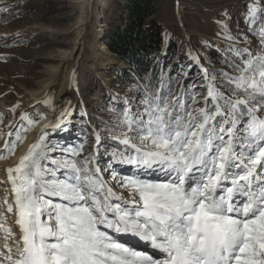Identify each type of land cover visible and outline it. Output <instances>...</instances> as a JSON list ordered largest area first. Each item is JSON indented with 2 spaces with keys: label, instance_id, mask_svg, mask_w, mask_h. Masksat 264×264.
Segmentation results:
<instances>
[{
  "label": "snow or ice",
  "instance_id": "6c2138e0",
  "mask_svg": "<svg viewBox=\"0 0 264 264\" xmlns=\"http://www.w3.org/2000/svg\"><path fill=\"white\" fill-rule=\"evenodd\" d=\"M12 7L0 0V13ZM245 8L246 46L218 21L223 68L189 51L175 77L137 78L92 127L88 154L54 139L71 103L34 102L53 119L0 178V264H264V0ZM193 65L202 84L188 82ZM44 118L24 111L5 125L0 160Z\"/></svg>",
  "mask_w": 264,
  "mask_h": 264
},
{
  "label": "rangeland",
  "instance_id": "374dc122",
  "mask_svg": "<svg viewBox=\"0 0 264 264\" xmlns=\"http://www.w3.org/2000/svg\"><path fill=\"white\" fill-rule=\"evenodd\" d=\"M6 2L14 5L10 13L16 15L0 13V114H3L0 130L4 133L9 131L4 126L17 120L24 111L40 110L45 118L48 117L51 108H45L43 103L35 109L32 106L35 101H42L47 96H51L54 101L57 98L64 76L73 65L72 56L85 31L89 14L87 6L91 4L90 0ZM148 3L149 17L146 22L155 20L160 24L166 44L170 40L177 41V47L172 51L163 49L156 60L159 59L165 66L171 65V62L177 60L178 52L183 46L182 57L172 72L173 77L179 73L181 67L187 70V66L192 63L187 56L189 49L199 55L203 67H224V64H208L203 58L210 49L224 55L219 49L229 43L223 37L218 21L228 24L233 35L238 36L239 46H246L240 35L247 34V25L243 20L246 0H149ZM128 4L127 0H96L90 10L99 14L100 23L106 32L108 18L115 16L117 20L122 16L123 19H128ZM218 33L221 35L218 36ZM248 38L256 43L251 35ZM105 41L104 37L102 42L105 44ZM110 53L118 62H122L116 53ZM126 70H129L127 66L120 69L118 63L108 66L103 75L110 80L109 84L106 86L96 79L90 87L91 90L87 92L90 99L89 109L78 102L75 112L69 118V129L56 133L54 139L61 144L83 142L84 154L91 152L95 143L91 135L92 127L103 129L101 120L109 119L108 110L113 107L114 100L116 104H120L125 97L131 98L134 95L124 79L123 73ZM180 79L183 80V74H180ZM188 82L203 83L199 65H193ZM179 88L180 82L177 81L176 91ZM205 92L206 90H201V96ZM13 106H17L15 113L10 111ZM45 118L32 127L23 144L17 145L13 155L6 160H0V168L19 153L24 143L32 137L34 129ZM105 142L112 143L110 140ZM3 143L4 138L0 137V147Z\"/></svg>",
  "mask_w": 264,
  "mask_h": 264
},
{
  "label": "trees",
  "instance_id": "16d2710c",
  "mask_svg": "<svg viewBox=\"0 0 264 264\" xmlns=\"http://www.w3.org/2000/svg\"><path fill=\"white\" fill-rule=\"evenodd\" d=\"M127 1L129 3L127 5L128 19L125 20L122 16H119L117 20L115 16H112L113 19L108 18L104 37L107 49L116 53L129 69L123 75L132 88V93L135 94L133 84L137 78L146 77L153 70H155L157 79L162 70L168 73L171 68L173 72L182 57L183 46L178 52L177 60L171 62V65L165 66L159 59L156 60L163 49L172 51L177 47V41L170 40L166 44L160 24L155 20L146 22L149 17V0ZM222 56L216 50L210 49L203 58L208 64H223ZM165 80H167V75H165Z\"/></svg>",
  "mask_w": 264,
  "mask_h": 264
},
{
  "label": "bare ground",
  "instance_id": "6f19581e",
  "mask_svg": "<svg viewBox=\"0 0 264 264\" xmlns=\"http://www.w3.org/2000/svg\"><path fill=\"white\" fill-rule=\"evenodd\" d=\"M94 2H96V0H90L89 3L92 5ZM99 17L100 16L96 11H93L92 9L90 10V15L88 14V21L85 23V31L82 34L80 44L72 56L73 65L68 74L64 76L61 89L57 98H55V102L58 106H67L71 103L72 108L70 111L72 112H75L78 102L89 109L90 99L87 92L89 89L91 90L90 87L93 86L96 79L103 82L106 86L109 84L110 80L103 75V71H105L108 66H113L118 63L120 69L126 67L124 63L118 62L113 58L110 51L102 42L105 36V29L102 27ZM189 51L192 50L189 49L188 52ZM73 70L76 71L77 82L76 85L70 87V79ZM47 116L48 117L45 118V120L37 125L38 127L34 129L32 137L28 142L24 143L19 153L14 156L7 165L0 168V178L6 177V168L17 162L18 158L25 152L27 145L32 142L37 133H39L41 126L53 119L52 109Z\"/></svg>",
  "mask_w": 264,
  "mask_h": 264
}]
</instances>
